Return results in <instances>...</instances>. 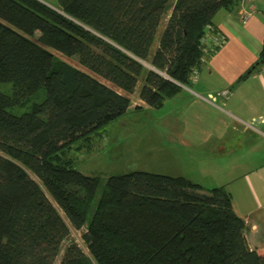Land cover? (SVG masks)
<instances>
[{
    "label": "trees",
    "instance_id": "trees-1",
    "mask_svg": "<svg viewBox=\"0 0 264 264\" xmlns=\"http://www.w3.org/2000/svg\"><path fill=\"white\" fill-rule=\"evenodd\" d=\"M56 1L0 0V264H53L82 228L87 252L69 242L59 264H264L223 187L74 158L137 86L151 109L189 87L205 28L240 0ZM263 63L264 40L238 81Z\"/></svg>",
    "mask_w": 264,
    "mask_h": 264
},
{
    "label": "crops",
    "instance_id": "crops-1",
    "mask_svg": "<svg viewBox=\"0 0 264 264\" xmlns=\"http://www.w3.org/2000/svg\"><path fill=\"white\" fill-rule=\"evenodd\" d=\"M245 15L248 17L243 22ZM213 26L225 43L199 67L197 81L181 86V91L161 107L171 112L163 123L175 126V140H171L178 145L208 148L223 155L227 142L226 156L207 166L209 179L204 184L211 187L194 182L204 189L223 187L231 196L234 213L246 226L249 248L264 252V124H256V130L245 126L264 113V76L258 67L238 81L255 64L262 48L264 0H240L233 10L218 12ZM224 89L229 95L213 103L199 97ZM138 91L139 86L131 112L150 111L138 99ZM136 105L141 108L134 109ZM232 134L238 135V142L230 146ZM242 153L245 160L240 161L237 155Z\"/></svg>",
    "mask_w": 264,
    "mask_h": 264
},
{
    "label": "rangeland",
    "instance_id": "rangeland-1",
    "mask_svg": "<svg viewBox=\"0 0 264 264\" xmlns=\"http://www.w3.org/2000/svg\"><path fill=\"white\" fill-rule=\"evenodd\" d=\"M40 1L53 8L57 6L56 0ZM6 87L0 85V91H6ZM26 110L27 107L15 106L7 111L19 116ZM149 110L131 112L130 106L123 117L96 131L92 135L90 150H82L74 155L75 167L84 175L101 178L138 171L169 176L180 175L193 182L198 181L204 188L211 187L204 184L209 179L207 166L214 165L215 161L226 156L225 153L229 151L227 142L226 147H223V155L208 148L197 149L185 144L178 145L176 141L172 143L171 139L175 140L176 128L163 123L171 112L161 108ZM231 137L234 142L230 146L236 145L238 135L232 134ZM244 155L238 154L237 157L243 161ZM200 166L204 169H198ZM84 231V228L71 230L53 264H59L63 249L69 242L75 243L81 250L87 252L82 241Z\"/></svg>",
    "mask_w": 264,
    "mask_h": 264
},
{
    "label": "built area",
    "instance_id": "built-area-1",
    "mask_svg": "<svg viewBox=\"0 0 264 264\" xmlns=\"http://www.w3.org/2000/svg\"><path fill=\"white\" fill-rule=\"evenodd\" d=\"M248 15H245L243 22L246 21ZM225 43V38L216 28L212 26H207L205 28V33L200 39V49L202 52L201 63L203 64L206 59L214 54L223 44ZM260 73L264 76V63L260 67ZM198 79V70L195 68L191 73V83H195ZM229 95L228 90L224 89L214 94H208L205 97L199 96L201 99L213 103L217 98H226ZM256 124H264V113L257 117L256 119L251 120V122L246 123V128L256 130Z\"/></svg>",
    "mask_w": 264,
    "mask_h": 264
}]
</instances>
